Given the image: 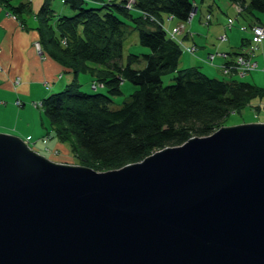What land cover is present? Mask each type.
Here are the masks:
<instances>
[{"label":"water","instance_id":"95a60500","mask_svg":"<svg viewBox=\"0 0 264 264\" xmlns=\"http://www.w3.org/2000/svg\"><path fill=\"white\" fill-rule=\"evenodd\" d=\"M0 264H264V122L104 171L0 132Z\"/></svg>","mask_w":264,"mask_h":264},{"label":"trees","instance_id":"16d2710c","mask_svg":"<svg viewBox=\"0 0 264 264\" xmlns=\"http://www.w3.org/2000/svg\"><path fill=\"white\" fill-rule=\"evenodd\" d=\"M227 1L239 7L236 14L248 18V25L264 27V0ZM62 2L72 14L55 16L49 0H42L39 29L46 55L73 78L39 102L51 134L69 141L82 166L112 170L189 137L208 135L229 112L264 96V85L209 77L193 65L177 68L180 46L158 22L162 15L186 22L190 0H133L130 8L123 0ZM25 6H10V12L19 14ZM130 29L145 52L122 54ZM79 73L100 84L102 91H93L90 84L92 91L79 90ZM165 75L169 83L163 84ZM122 81L135 88L118 107H111Z\"/></svg>","mask_w":264,"mask_h":264},{"label":"crops","instance_id":"0c3cea01","mask_svg":"<svg viewBox=\"0 0 264 264\" xmlns=\"http://www.w3.org/2000/svg\"><path fill=\"white\" fill-rule=\"evenodd\" d=\"M60 1L63 4L62 0ZM41 2L42 0H6L5 3L0 0V132L17 136L23 140L27 138L28 141L31 138V144H35L34 141L38 140L42 143L48 141L57 148L58 140L56 137L51 134L49 128L48 130H44L41 121L36 117L34 118L32 110L29 108L30 105H25L27 102L31 104V102H33L31 100L34 99L40 101V99L47 94L61 89L73 78L70 71H67L54 59L46 55V45L40 35V20L37 14V9ZM50 2L49 0V6ZM19 3L25 4L26 6L22 12L14 14L12 17L11 14L13 13L10 12V6H16ZM63 6L59 9L61 12L60 15L72 14V11L66 5L63 4ZM228 8L232 11L230 4ZM195 10H197L196 7ZM223 12L224 14L227 13L225 11ZM56 15L57 14H55V16ZM225 16L226 18L236 19L234 22L235 24L248 26V18H243L239 14H234L233 11L232 15L227 13ZM192 19L193 16L190 21L187 22V25L182 28L181 37L177 38L181 39L179 40L184 43V46L192 45L193 50L191 52L185 49L181 50L177 68H184L191 65L200 67L202 63L206 64L202 59L203 50L197 52L199 48H204L201 47V44H204L206 36L202 35L196 40V37L190 34L192 33L190 31ZM214 19L215 22L219 24L217 27L221 31V26L225 23L226 19L223 20L218 14L214 16ZM240 38L243 39V45H240ZM193 39L196 40L197 43H193ZM247 39L248 34L246 30L239 32L234 27L230 28L226 32V40L221 41V44L224 42L226 45L222 46V48L218 46L214 48V52L224 54L216 55V57L221 56L223 59L221 64L230 61L235 53L237 54L244 51V47L248 44ZM183 40L187 42L190 40L191 43L187 44ZM33 41H37L40 45L41 51H43L42 54L44 53L42 57H39L33 50ZM221 44L219 45L221 46ZM182 54H185V57H187L186 60L181 59ZM252 55L255 61V69L250 71L252 74H248L249 77L246 81L259 86L262 83L257 82L264 80V38L257 45ZM206 65L210 64L207 63ZM214 69L222 74L220 66L216 65ZM201 70L203 69L201 68ZM63 73L65 75H63ZM211 74L215 76L213 72H211ZM224 76H226L224 79H235L238 77L230 73ZM28 108L31 111H29ZM259 122H264V120H259ZM45 131H49L47 135L44 134ZM45 136H48V138H44Z\"/></svg>","mask_w":264,"mask_h":264},{"label":"rangeland","instance_id":"374dc122","mask_svg":"<svg viewBox=\"0 0 264 264\" xmlns=\"http://www.w3.org/2000/svg\"><path fill=\"white\" fill-rule=\"evenodd\" d=\"M50 1H51L50 7L53 9L54 15L55 14L60 15L61 12L59 9L63 6L61 1L60 0H50ZM88 1L90 3L91 0H88ZM92 1H101L99 3H101V4L105 3L106 4V3L111 2L112 0H92ZM115 1H117V0H115ZM123 1H124L123 6H125L126 8H130L132 3H133V0H123ZM190 1H192V5H193V7H192L193 19L191 21L192 27L190 29V31L192 33H190V34H193L192 36L196 37V40H198V38L201 37L202 35L206 36L204 44H201L202 45L201 47H204V48L203 49L199 48V51H197V52H200L203 50V52H202L203 58L202 59L204 61L206 59L209 60V58H208L209 54L213 53V55H214L213 56L214 58L212 57V59L210 61L211 66L206 65L207 63L206 64L202 63V65H200V67L198 66L197 68L200 70V72H202L204 74L206 73V75H208V76H213V74H211V72H213L215 75L213 77L226 78V76H224V74L222 75L219 73V71L214 69L216 65L220 66L221 62L223 61L221 56L216 57V54H214V48L217 46L222 48V46L226 45L224 42L221 44V41H223V40H220L219 36H221L222 34H226L225 31L227 32V30H225L226 26H224V24L221 26V31L218 29L217 25H219V24L215 22L214 16L218 14L219 16H221L223 18V20H225L226 19L225 15L227 13L232 15V11H233L234 14H236L237 12H235V9H234L235 4L228 3L227 0H190ZM229 4L232 8V11H230V9L228 8ZM195 7L197 8V10H195ZM194 10H195V12H194ZM210 11H211V14H210ZM223 11H225L227 13L224 14ZM204 14L207 15L208 18H206V16ZM191 17H190V19H191ZM203 17H204V19H203ZM190 19L184 23H181L176 18H172L170 16L162 15L158 24L161 26L162 29L165 30V32L169 36H172L173 38H174V27H177V32L175 33V35H176V37H181L182 28L187 25V22H189ZM198 19H200V20H198ZM232 20L234 22L236 21V19H233V18H232ZM196 40L193 39L192 42L197 43ZM224 40H226V38ZM183 41L187 44L191 43L190 40H188L189 42H187L186 40H183ZM63 43H64L63 38H60V44H63ZM181 44L184 45V43L182 41H181ZM219 44H221V46ZM145 51H146V49L144 47H141L140 45L137 44L135 30L130 29V31L128 32V34L125 37V40L122 43V54H126L127 52L140 53V52H145ZM202 54H200V55H202ZM186 58L187 57H185V54L181 55L182 60H184V59L186 60ZM212 66H213V68H212ZM201 68L203 70H201ZM249 73H251V72H247V73L243 74L242 76H238L235 79L246 81V80H248V77H249L248 74ZM63 75H65V74L63 73ZM76 75L77 76L75 79L78 82V84H80L78 89L81 91H86V92L92 91L88 85L91 82L89 81V78L87 77V75L81 74V73L76 74ZM261 81L257 82V83H262L261 85H263L264 80H261ZM92 83L97 84L96 82H92ZM162 83L163 84L169 83L168 75H165L162 77ZM261 85H259V86H261ZM99 87L100 86L96 85V87H95L96 90H93V91H97V90L102 91V89ZM134 88L135 87L132 84H130L129 82L122 81L120 84L121 94L111 97L110 106L111 107H118L120 105L121 101L123 99H125V97L129 93H131V91ZM31 101L37 102L38 99H34ZM26 104L32 106V107L29 106V108H31L34 118L36 117L39 121H41V123L44 127V130H48V124H47L46 118L44 117L40 107L39 106H33V105H31L32 103L30 104L28 102L25 103V105ZM257 104H260V105L264 104V96H260V97L254 96V97L250 98L248 100V102L246 103V105L243 108H241L240 110H238L236 112H229L226 115V117L221 121L220 126H228V125H234V124H239V123L254 122L255 120H257V121L262 120L263 121L264 120V108H259V109L256 108ZM29 108H28V110L31 111ZM45 132H47V134H48V131H45ZM44 138H48V136H45ZM24 142L26 143V145L31 150H34L38 154L44 156L45 158H47L51 161L58 162V163H65V164L82 165L79 158L70 149V143L67 139L58 140L57 148H55L53 145H51V143L48 141H44L42 143L38 140V141H34L35 144H31L32 140L30 138L29 141H24Z\"/></svg>","mask_w":264,"mask_h":264},{"label":"built area","instance_id":"2783aa9c","mask_svg":"<svg viewBox=\"0 0 264 264\" xmlns=\"http://www.w3.org/2000/svg\"><path fill=\"white\" fill-rule=\"evenodd\" d=\"M30 1V0H27ZM235 12L239 11L238 6H234ZM193 12L190 11L188 16H187V21L190 19L192 16ZM13 17V15L11 14ZM206 18L207 15H205ZM182 23V22H181ZM224 26H226L225 30H229L230 28L234 27L236 30L239 32L246 30L248 34V39H247V45L244 47V51L239 52L233 56V58L228 61L224 62L220 65V70L222 74L227 75L228 73L230 74H235L237 76H242L243 74L250 72L255 69V61L253 60V51L257 47V45L260 43V41L264 38V27L260 24L252 23L250 25L243 26L241 24H235L232 18H226ZM177 32V27H174V40L177 42V44L180 46L181 50H187L191 52L193 50V46H184L181 44L180 40L176 37L175 33ZM226 33V31H225ZM172 37V36H170ZM226 38V34H222L219 36L220 40H224ZM32 48L35 51L36 54H38L39 57H42V51L40 48V45L38 44L37 41L32 42ZM216 55H223L217 52H214ZM213 53L208 55L209 60H205L206 63L211 64L210 61L213 57ZM17 81V80H15ZM96 85L100 86V84H95V83H90V87L94 89ZM33 106H39L40 107V102H31ZM256 108H264V104L260 105L257 104ZM23 141H28L27 138H25Z\"/></svg>","mask_w":264,"mask_h":264}]
</instances>
